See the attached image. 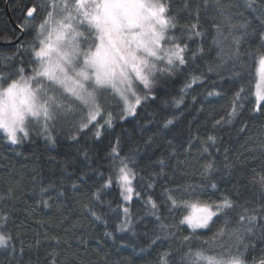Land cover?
<instances>
[{"label": "snow or ice", "instance_id": "6c2138e0", "mask_svg": "<svg viewBox=\"0 0 264 264\" xmlns=\"http://www.w3.org/2000/svg\"><path fill=\"white\" fill-rule=\"evenodd\" d=\"M23 9L16 25L19 35L14 34V43L8 41L14 51L0 57V138L6 145L21 146L35 136L54 146L58 132L66 133L74 144L89 136L93 141L107 139L117 122L138 118V109L156 101L154 89L176 77H183L173 100L176 108L189 90L205 86L208 74L233 83L227 97L222 86L211 81L207 96L228 100L225 114L213 121V129L243 120L245 112L264 117V0H26ZM250 42L257 47L253 49ZM246 43L249 47L244 49ZM206 55L213 62H207ZM245 57L256 65L254 83L245 84L237 71L245 67ZM197 60L206 71L199 70ZM174 124L175 117H163L157 131L162 135ZM218 139L211 133L190 137L186 150L190 152L198 143V153L207 154L199 173L201 183L168 187L165 181H173L165 171L169 165L164 158L156 161L159 171H142L136 160L139 150L122 154L120 140L115 138L92 204L107 203L119 219L116 231L125 233L133 228V202H141L156 224L149 245L172 241L158 254L157 264H264V169H253L248 181L261 192L258 206L241 203L239 193L235 198L212 199L218 167L210 149ZM153 143V136L145 140L148 147ZM168 145L171 148L172 142ZM175 158L173 150L169 159ZM51 187L42 188L41 193ZM72 188L79 190L75 183ZM114 188L120 198L116 208L104 199ZM12 198V188L0 197ZM40 202L51 207L43 198ZM82 206L96 221L108 223L89 204ZM177 211L181 213L178 220ZM14 225L10 213H0V255L6 264H23L26 250L19 231L12 230ZM180 226H187V235H177ZM104 235L117 239L113 232ZM43 240L61 243L60 237L47 233ZM258 245L261 251L252 256ZM41 246L37 238L28 250ZM48 255L56 264L59 254L53 250ZM62 264L71 261L66 258Z\"/></svg>", "mask_w": 264, "mask_h": 264}, {"label": "trees", "instance_id": "16d2710c", "mask_svg": "<svg viewBox=\"0 0 264 264\" xmlns=\"http://www.w3.org/2000/svg\"><path fill=\"white\" fill-rule=\"evenodd\" d=\"M25 2L26 0H0V35L5 37L0 39V57L10 56L14 51L8 41L14 43V34L19 35L16 25L21 21ZM231 2L234 3L235 0ZM245 15L248 13L245 12ZM184 22L181 20V23ZM243 47L247 49L249 44L246 43ZM251 47L255 49L257 45L251 43ZM205 60L213 62L211 55H206ZM243 62L245 67L242 70L238 68L237 71L242 72L245 84L254 83L255 63L247 57ZM196 63L200 71H206L204 63L200 60ZM208 75L210 79L205 86L196 87L195 91L189 90L179 108L174 106L173 100L178 97L183 86V77H176L169 84L154 89L156 101H149L147 106L138 109V118L129 117L117 122L109 130L107 139L102 138L101 141H93L89 136L80 144H74L66 133L60 132L54 146L35 136L21 146L6 145L0 138V197L9 188L14 190V198L0 199V213H10L15 222L12 230L20 233L26 250L23 264H51L52 258L48 253L53 250L59 254L56 264H62L66 258L71 264H157L158 254L172 241H165L159 246L149 245V240L156 231V224L141 202H133V228L125 233L116 231L119 219L117 213L109 211L107 203L100 207L92 204V193L102 183L99 173L106 171L107 154L117 137L122 154L139 150L136 160L142 171H159L156 161L164 158L169 165L165 171L173 181L171 184L167 181L165 183L168 187H177L181 184L201 183L199 173L202 165L207 162V154L201 156L198 153V143L190 152L186 150L190 137L204 138L206 133L217 135V144L210 149L218 167L213 179L217 184V191L212 199L225 195L235 198L239 193L241 203L248 201L249 206L260 204V190L248 181L253 169L257 172L264 169V117H252L245 112L243 120L238 118L223 128L213 129V121L225 114L228 100L207 96V91L212 90L211 81L221 85L227 97L231 95L233 83L221 81L215 74ZM163 117H175V124L161 135L157 130ZM245 124L247 127H244ZM149 136L154 137L151 147L145 144ZM168 141L172 142L171 148ZM173 150L176 158L169 159ZM178 161L183 163L178 164ZM79 177L87 179H78ZM74 183L79 190L72 188ZM50 184V191L42 194L41 189ZM58 192H63L64 195L58 196ZM16 196L20 198L17 199ZM42 198L51 207H45L40 202ZM104 199L111 201L112 208H116L120 198L114 188ZM85 203L103 215L108 223L96 221L82 206ZM174 215L177 220L181 218L179 211ZM39 221L46 223L41 224ZM189 231L187 226H180L177 235H187ZM105 232H113L117 239H109L104 235ZM44 233L49 237H60V245L57 246L52 240L44 241ZM37 238L41 239L42 246L39 250H28V245L33 244ZM260 251L261 246L258 245L252 256ZM104 257H107V262ZM0 264H6V258L2 255Z\"/></svg>", "mask_w": 264, "mask_h": 264}, {"label": "water", "instance_id": "95a60500", "mask_svg": "<svg viewBox=\"0 0 264 264\" xmlns=\"http://www.w3.org/2000/svg\"><path fill=\"white\" fill-rule=\"evenodd\" d=\"M7 13H8V15H9L8 7H7ZM9 18H10V20H11V17H10V15H9ZM11 22H12V20H11Z\"/></svg>", "mask_w": 264, "mask_h": 264}]
</instances>
